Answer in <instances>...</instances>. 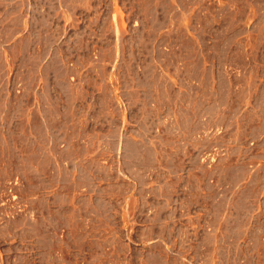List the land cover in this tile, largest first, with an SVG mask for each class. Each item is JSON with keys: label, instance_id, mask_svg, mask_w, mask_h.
Segmentation results:
<instances>
[{"label": "rangeland", "instance_id": "1", "mask_svg": "<svg viewBox=\"0 0 264 264\" xmlns=\"http://www.w3.org/2000/svg\"><path fill=\"white\" fill-rule=\"evenodd\" d=\"M263 118L264 0H0V264H264Z\"/></svg>", "mask_w": 264, "mask_h": 264}, {"label": "crops", "instance_id": "2", "mask_svg": "<svg viewBox=\"0 0 264 264\" xmlns=\"http://www.w3.org/2000/svg\"><path fill=\"white\" fill-rule=\"evenodd\" d=\"M259 122V134L257 136H252L253 138L257 137V139L261 142L260 144H264V118L259 120L255 119ZM260 146V145H257ZM252 149V148H251ZM249 148L248 150L251 151ZM233 153H229L228 156H231ZM229 160H232L231 158H228ZM256 174L255 173H248L246 182H251L255 180ZM262 182L264 181V175H262ZM233 191V190H232ZM259 195L261 194L258 192ZM258 195V196H259ZM218 207L220 206L221 208L228 209V210H233L236 206L235 202L231 201L229 198H226V200H221L219 203H215ZM201 207V206H200ZM203 207H207L206 205H202ZM243 223H244V243L249 245V247L246 249V254L251 257H256L260 255H264V246H260V243H263V237L258 236L256 233V228L258 226L264 225V216L260 215L259 211H264V201H260L259 198L256 196L251 197L249 200H247L243 205ZM236 218V216H234ZM263 218V219H262ZM239 219H229L227 220L228 223H235ZM262 221L263 223H261ZM259 244V245H258ZM262 245V244H261Z\"/></svg>", "mask_w": 264, "mask_h": 264}, {"label": "built area", "instance_id": "3", "mask_svg": "<svg viewBox=\"0 0 264 264\" xmlns=\"http://www.w3.org/2000/svg\"><path fill=\"white\" fill-rule=\"evenodd\" d=\"M217 156H218V155H217ZM215 158L217 159L216 154L213 153V151H212V152H208V153H206V154H205V157H204V159H206V160H208V161H210L211 159H215ZM263 194H264V193H263ZM263 196H264V195H261V196H260V198H259L260 201H264V200H263Z\"/></svg>", "mask_w": 264, "mask_h": 264}]
</instances>
